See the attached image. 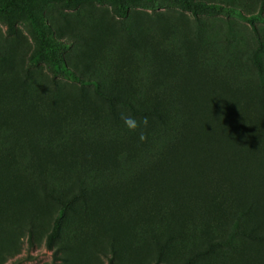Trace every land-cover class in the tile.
<instances>
[{"label":"rangeland","instance_id":"rangeland-1","mask_svg":"<svg viewBox=\"0 0 264 264\" xmlns=\"http://www.w3.org/2000/svg\"><path fill=\"white\" fill-rule=\"evenodd\" d=\"M263 144L264 0H0V264H264Z\"/></svg>","mask_w":264,"mask_h":264},{"label":"trees","instance_id":"trees-1","mask_svg":"<svg viewBox=\"0 0 264 264\" xmlns=\"http://www.w3.org/2000/svg\"><path fill=\"white\" fill-rule=\"evenodd\" d=\"M56 67L58 69H63L64 68V64L61 62L60 60V63H56L55 64ZM71 81L74 83V84H77V85H84L86 84L87 82L81 78H79L78 76L76 75H73V74H70L69 75ZM264 145V144H263ZM258 150H259V155L258 157L256 158V160L254 161V166L256 167V165H259L261 166L262 168L261 169H264V147H260L258 146ZM240 160V159H239ZM253 162V161H252ZM251 162V163H252ZM253 170H254V167H253ZM253 172V171H252ZM249 174V173H248ZM253 174V173H252ZM252 174H249L250 177H252ZM254 178H255V181L257 180V175L253 174ZM60 202H62L60 199L58 200ZM59 230H60V218H56L54 223H53V229H52V232L51 234L49 235L48 237V242L50 243L52 240H54L57 236H58V233H59Z\"/></svg>","mask_w":264,"mask_h":264},{"label":"clouds","instance_id":"clouds-1","mask_svg":"<svg viewBox=\"0 0 264 264\" xmlns=\"http://www.w3.org/2000/svg\"><path fill=\"white\" fill-rule=\"evenodd\" d=\"M127 125L130 127V128H135V123L133 121H126Z\"/></svg>","mask_w":264,"mask_h":264}]
</instances>
